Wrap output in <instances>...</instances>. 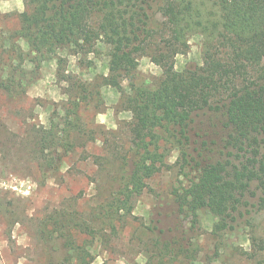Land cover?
Masks as SVG:
<instances>
[{"label": "trees", "instance_id": "16d2710c", "mask_svg": "<svg viewBox=\"0 0 264 264\" xmlns=\"http://www.w3.org/2000/svg\"><path fill=\"white\" fill-rule=\"evenodd\" d=\"M23 4L25 11L18 15L12 37L26 44L28 54L18 48L16 58L2 64L6 72L0 77V91L13 97L24 91L19 79L26 75L25 56L34 74L50 60L60 68L61 51L73 56L92 53L99 43L107 49L109 73L94 85V94L101 86L121 92L131 114L116 189L95 216L111 223L114 216L131 214L146 181L169 168L167 160L175 153L177 181L171 195L178 216L193 227L197 213L207 210L217 218L214 234L233 230L240 209L249 206L245 198L256 195L252 186L264 194V0H23ZM195 35L203 39L202 63L177 71L175 58L186 54L188 40ZM142 56L161 70L153 87L132 81ZM61 80L78 96L63 109V122L37 131L32 153L43 172L56 173L65 153L73 150L72 136L80 131V102L93 94L82 83ZM200 115L209 118L207 126L197 125ZM211 128L219 129L216 141L210 139ZM66 245L59 264L92 263L88 251L73 242ZM174 246L161 245L157 264L166 257L170 261L186 257L188 250L175 251ZM256 251L263 256L258 264H264V242Z\"/></svg>", "mask_w": 264, "mask_h": 264}, {"label": "rangeland", "instance_id": "374dc122", "mask_svg": "<svg viewBox=\"0 0 264 264\" xmlns=\"http://www.w3.org/2000/svg\"><path fill=\"white\" fill-rule=\"evenodd\" d=\"M23 11V0H0V77L6 72L2 64L16 58V49L28 54L26 44L12 37ZM202 40L199 35L189 38L186 54L175 58L177 71L201 65ZM106 53L99 43L92 53L73 56L61 51L60 68L50 60L34 74L25 56L26 75L19 79L24 91H16L19 97L0 91V264H59L67 242L88 251L91 264H157L164 243L188 252L174 261L166 257L163 264H258L263 256L257 245L264 242L261 189L252 186L256 195L245 198L249 206L240 209L233 230L214 234L217 218L207 210L197 213L192 227L178 216L172 200L175 153L167 160L169 168L146 181L131 214L114 216L111 223L95 216L116 189L119 158L128 147L132 122L124 94L108 86L94 94V85L109 73ZM160 76L159 67L142 56L132 81L153 87ZM62 78L84 84L93 94L80 102L73 150L65 153L56 173L43 172L32 153L37 131L63 122L65 108L78 96ZM126 85L123 81L125 92ZM208 119L200 115L197 125L207 126ZM210 131L218 135L210 139L220 138L219 129Z\"/></svg>", "mask_w": 264, "mask_h": 264}]
</instances>
